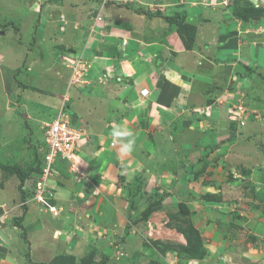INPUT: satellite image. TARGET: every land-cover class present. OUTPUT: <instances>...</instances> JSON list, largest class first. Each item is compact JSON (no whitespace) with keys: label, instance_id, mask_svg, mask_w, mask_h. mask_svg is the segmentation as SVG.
Returning a JSON list of instances; mask_svg holds the SVG:
<instances>
[{"label":"crops","instance_id":"obj_1","mask_svg":"<svg viewBox=\"0 0 264 264\" xmlns=\"http://www.w3.org/2000/svg\"><path fill=\"white\" fill-rule=\"evenodd\" d=\"M29 1L36 35L60 22L61 35L77 43L79 53L71 54L87 64L79 82L68 81L60 105L72 125L87 134L76 149L87 178L77 182L68 164L58 161L50 202L59 216L29 203L23 228L10 222L4 231L8 241H0V264H49L61 256L75 264L101 258L117 264L156 261L162 252L143 245L139 232L151 219L136 220L162 197L164 210L189 206L192 225L208 249L199 264H264L263 220L246 221L254 249L243 251L238 262L226 245L234 213H252L239 210L238 202L247 200L254 211L264 205V148L261 162L249 158L245 144L252 137L264 142V134L258 127L235 125L230 115V107L244 98L264 104V0H245L262 9L247 22L234 15L235 0L229 6L223 0H111V15L105 0ZM176 13L194 27L191 47L165 18ZM3 23L0 17V28ZM8 23L6 34L14 26L21 30V24ZM0 68L5 71L0 94L6 96L0 108L9 105L4 114L13 115L5 80L9 67ZM26 89L18 94L24 96ZM23 96L15 99L19 106ZM117 130L130 135L114 136ZM129 140L132 149L124 151ZM231 198L237 203L228 202ZM20 202L7 210L9 217L20 211Z\"/></svg>","mask_w":264,"mask_h":264},{"label":"rangeland","instance_id":"obj_2","mask_svg":"<svg viewBox=\"0 0 264 264\" xmlns=\"http://www.w3.org/2000/svg\"><path fill=\"white\" fill-rule=\"evenodd\" d=\"M25 1L26 3H23V5L18 0H0V17L1 21L4 22L0 28V39L2 40V42L0 40V56L3 57V59L1 57L0 67H9L7 72H11V74L6 73L5 80L10 83L9 91L13 99H11L13 104H10L13 115L4 114L5 108L9 105H4V103L0 108V205L7 210L21 199L23 193L19 178L7 167L17 166L28 172L37 165L39 159L44 155L46 151V125L58 117L60 105L62 104L61 97L67 91L68 81L71 84V81L75 78L74 74L77 73L74 69H70V63L65 60V57L79 58L71 54L72 52L79 53V50H76L75 44L77 43L74 42L71 35H61L63 31H61L59 26L60 22L49 24H54V26L51 29H46L48 25L44 30L40 31L39 35H36V29H32L35 16L29 11V8L34 5L29 0ZM105 3H107L105 12L108 15L113 14L111 0H105ZM85 4L87 5L86 2ZM90 13H94V11ZM11 20L17 25L21 24V30L14 26L13 30L9 29L6 34L5 29L8 25H12V23H8L12 22ZM65 52H68L73 57L71 55H69L71 57L66 56ZM84 63V71H86L87 64L86 62ZM28 67L30 68L28 69ZM0 72L5 74L4 69L0 68ZM15 82L16 90L12 89L15 86ZM19 88L21 89L18 90ZM23 88H27L24 90V96L18 94L23 92ZM22 96L24 105L19 106L15 99ZM0 100L1 102L6 100V96L0 94ZM258 102L260 104H257ZM258 102L244 98L241 103L247 109V114L244 116L245 124L242 125L238 123L239 121H236L235 125L238 123L245 129L258 127V133L264 134L260 128L261 126L264 129V104L262 100ZM256 105H261L262 107H256ZM250 133L252 132L250 131ZM262 140V137L254 139L252 137L250 139L251 142L245 143L251 155L249 158L255 156L260 158L262 162L261 154L259 153L260 148H264ZM73 157L76 161H79L76 158V153ZM220 158H224V156ZM245 162H249V159L247 158ZM61 163L65 164L66 162L61 161ZM54 180L55 178L51 180V184L55 186ZM237 201L238 199L236 198L228 200L230 203H237ZM20 204L22 205L21 202ZM56 204L58 203L56 202ZM238 204L239 210L244 212L250 210L252 213H244V216L240 215L242 212L234 213L232 220L228 221L230 226L227 229L228 231L232 229V239L226 245L228 246V251H231L230 254L234 262H238L241 259L240 256L243 251L254 249L252 243L255 241L250 238L252 234L250 233L251 230L245 225L246 221L254 218L260 223L263 220L264 223V205H258L254 211L251 205H248L247 200L242 202L241 199ZM164 207L161 209L163 211L154 214L150 218L151 224L139 228L142 244L155 247L159 252H162L161 254L164 257L160 258V255H157L156 261L153 259H139L134 264H199L198 262H202V260L189 259L188 253L182 250V246L188 247L190 243L194 244L193 240L196 238L192 236V227L194 225H192L191 216H182L177 207L176 210L173 208L164 210ZM19 208L20 211L10 217L12 224L22 223L24 219L25 213L22 206ZM236 222L239 226H237ZM233 231L235 232L233 233ZM260 233L264 235V228L260 229ZM202 242H204L203 239ZM262 246L260 247L262 248ZM163 247L165 248L163 249ZM166 252H170V255H166ZM64 259L62 256L56 259L53 258L49 264H64ZM157 260L160 262H157ZM98 263L117 264L115 262L108 263L107 258H101ZM73 264L75 263L73 262ZM81 264H84V261Z\"/></svg>","mask_w":264,"mask_h":264},{"label":"built area","instance_id":"obj_3","mask_svg":"<svg viewBox=\"0 0 264 264\" xmlns=\"http://www.w3.org/2000/svg\"><path fill=\"white\" fill-rule=\"evenodd\" d=\"M222 4L229 6L230 0H223ZM102 20V16L97 17L98 22ZM123 43L127 44V39ZM65 60L70 63V69L77 71L71 84L79 82L86 73L84 71L85 63L83 57L72 59L65 57ZM246 110L241 102L232 105L230 107L231 119L239 121L242 125L245 124L244 116L247 114ZM86 135L84 128L72 125L71 119L62 111L57 118L46 125L44 167L40 174H34L28 179L23 188L29 192L28 199L30 201H35L37 204L46 207L47 211L54 217H58L60 213V210L50 202V198L53 197L55 191L51 180L59 173L56 168L57 162L65 161L68 164L67 166H69V173L77 182L86 179L87 176L84 169L73 157L76 153L77 143ZM6 220L7 215L0 216V227L5 224Z\"/></svg>","mask_w":264,"mask_h":264},{"label":"trees","instance_id":"obj_4","mask_svg":"<svg viewBox=\"0 0 264 264\" xmlns=\"http://www.w3.org/2000/svg\"><path fill=\"white\" fill-rule=\"evenodd\" d=\"M249 2V1H245V0H235V9H234V15L247 22L250 18L254 17V16H258L262 13V9H257L253 6V4ZM167 21H169L170 23H173L177 26L178 32L184 37L186 38V44L188 45V47H191L195 41V31H194V27L191 26L190 24L186 23V19L180 14V13H176L175 15H171V16H167L165 17ZM67 111L63 112L66 114ZM236 122V121H234ZM239 123V122H238ZM45 155V153H44ZM44 155L39 159V161L37 162V165L35 167L32 168V170L26 172L23 171L21 168L17 167V166H13V167H7L9 170H11L20 180L21 183V190H22V197L21 200L23 202L22 204V209L23 212L26 213L27 212V206H26V202H27V198L30 195L29 192L24 190V185L26 183V181L28 179H30L34 174H40L43 167H44ZM204 198L206 200H218L217 196L214 195H205ZM165 200V197H162L161 199L157 200L156 202L150 204L144 211H142L139 215L138 218L136 220L137 222H146L150 219V217L153 215L154 212L161 210L163 208L162 206V202ZM178 210L180 212V214L182 216L188 217L191 216L192 212L189 208V206L187 204H179L178 205ZM17 226L22 229V224L21 222L17 224ZM192 236L195 238V240H193L194 244L190 243V246L188 247H184L182 246V250H184L186 253H188L189 255V259H197V260H203L204 258H206V254H208V249L206 248V246L204 245L205 243L202 242L201 239V232L199 230H197L195 227H192ZM23 238L27 239L25 232H23ZM165 247H163L164 249ZM202 251V253H201ZM73 262L75 263V261L73 259L69 258H65L63 260L64 264H73ZM158 262H160L158 260ZM163 263V262H161ZM84 264H99V263H94L92 260H85Z\"/></svg>","mask_w":264,"mask_h":264},{"label":"clouds","instance_id":"obj_5","mask_svg":"<svg viewBox=\"0 0 264 264\" xmlns=\"http://www.w3.org/2000/svg\"><path fill=\"white\" fill-rule=\"evenodd\" d=\"M122 135H130V134L125 133V132L120 131V130H117V131L114 132V136L119 137V136H122ZM133 144H134V141H133V140H129L128 143L124 145V151H131ZM31 202H35V201H30V200L27 198V202H26V206H27V208H28L29 203H31ZM21 203L23 204L22 200H21ZM20 206H22V205L20 204L19 207H20ZM1 208H2V210H3V213L0 214V216L7 215V220H6L5 224H3V225L0 227V233L3 232V234H4V231H5L6 227H7L8 225H10V222H12V221H10V217L8 216V213H9V212L7 211V209H5L4 207H1ZM13 225H14L16 228L18 227V226H17V223H16V224H13ZM11 226H12V225H11ZM18 228H19V227H18ZM20 229H21V228H20ZM0 241H1V242H4V241H5V240L1 237V235H0Z\"/></svg>","mask_w":264,"mask_h":264},{"label":"water","instance_id":"obj_6","mask_svg":"<svg viewBox=\"0 0 264 264\" xmlns=\"http://www.w3.org/2000/svg\"><path fill=\"white\" fill-rule=\"evenodd\" d=\"M2 213H3V210H2V208L0 207V214H2ZM0 235H1V237H2L4 240L8 241V239H6V237H5V235L3 234V232H1Z\"/></svg>","mask_w":264,"mask_h":264}]
</instances>
